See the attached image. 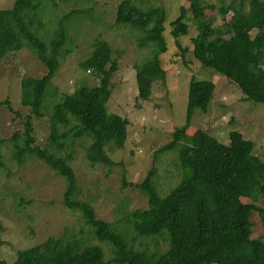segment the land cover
I'll return each instance as SVG.
<instances>
[{"label": "trees", "instance_id": "1", "mask_svg": "<svg viewBox=\"0 0 264 264\" xmlns=\"http://www.w3.org/2000/svg\"><path fill=\"white\" fill-rule=\"evenodd\" d=\"M87 13L86 8H73L58 15L53 35L45 39L43 0H15L10 8H0V59L27 50L45 70L20 81V103L30 108V114L22 116L8 98L0 100L23 124L22 131L0 136V145H9L18 163L33 156L59 175L64 181L63 207L79 212L87 226L64 228L17 251L16 264H264V241L252 237L250 221L251 212H257L264 230V160L236 130L229 132L228 143L201 130L187 134L194 110L209 109L215 89L211 80L190 79L184 125L154 151L173 152L180 171L165 194L156 189L151 168L141 183H129L146 194L147 206L125 210L113 224L96 219L91 204L77 197L81 191L67 153L73 142L85 143L91 163L112 166L109 151L124 146L129 125L126 117L107 109L110 77L118 63L105 40L96 39L90 55L79 62V68L96 74L97 84L77 85L70 92L49 91L60 59L71 50L66 48L68 31L75 29L62 20L77 14L89 17ZM165 20L162 6L121 0L116 7L114 23L139 31L138 47L150 48L151 55L134 66L143 100L150 97L152 83L165 78L159 60L167 50ZM169 24L173 39L187 36L194 26V58L237 85L245 99L264 104V0H189ZM32 115L48 116L43 147L35 143ZM3 156L0 151V166ZM126 208L127 202L120 211ZM91 239L107 242L112 256L104 258L102 248ZM0 264L8 263L0 259Z\"/></svg>", "mask_w": 264, "mask_h": 264}, {"label": "rangeland", "instance_id": "2", "mask_svg": "<svg viewBox=\"0 0 264 264\" xmlns=\"http://www.w3.org/2000/svg\"><path fill=\"white\" fill-rule=\"evenodd\" d=\"M14 1L0 0V8H10ZM52 1L43 0L46 14L41 33L45 39L53 35L60 20L58 15L73 8H86L89 17L77 14L62 20L74 25L75 29L68 31L70 42H66V48L71 50L60 59L49 91L70 92L77 85L97 84L94 72L79 68V62L90 55L96 39L108 42L114 57L117 56L118 69L110 77L111 95L107 109L109 113L126 117L129 125L124 146L109 151L115 164L91 163L86 158V145L82 140L74 141L71 150L67 151L76 187L81 191L77 197L91 204L96 219L113 224L125 210L145 208L146 194L129 183H141L151 168L154 169L153 183L161 194L178 181L180 171L175 154L165 151L154 155V151L171 140L173 130L184 125L192 77L213 81L215 89L208 111L194 110L187 134L201 130L228 143L229 132L236 130L252 142L253 153L264 160V104L245 99L237 85L194 58L191 44V38L196 34L194 26L189 27L187 36L177 39L170 36L169 22L179 14L181 6L189 4V0H137L140 4L162 6L166 12L167 50L159 55L160 64L166 71L165 78L152 83L147 100L138 95L134 66L151 55L150 48L138 47L139 31L114 23L116 7L121 0ZM181 49H185L183 55ZM44 71L42 63L27 50L6 55L0 59V100L8 98L22 116L30 114V108L20 103V81L27 76L39 77ZM32 123L35 143L43 147L49 134L48 116L32 115ZM22 129V118L0 105V136L8 137ZM0 151L4 154V165L0 166V259L16 264L19 250L57 235L64 228L87 229L79 212L63 207L64 181L59 175L33 156H25L18 163L12 157L9 145L1 144ZM125 202L127 208L120 211ZM257 202L260 204L262 200ZM250 221L252 237L264 241L257 212H251ZM91 241L102 248L104 258L112 256L107 242Z\"/></svg>", "mask_w": 264, "mask_h": 264}]
</instances>
